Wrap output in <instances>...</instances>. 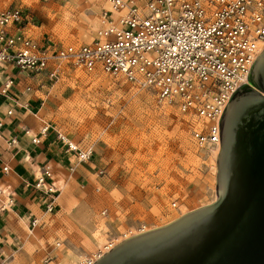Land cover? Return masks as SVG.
<instances>
[{
    "label": "rangeland",
    "instance_id": "1",
    "mask_svg": "<svg viewBox=\"0 0 264 264\" xmlns=\"http://www.w3.org/2000/svg\"><path fill=\"white\" fill-rule=\"evenodd\" d=\"M10 3L36 13L34 37L57 43L90 41L108 8L103 0H0ZM33 91V107L50 129L92 149L89 160L73 158L69 167L85 163L94 180L69 168L57 208L30 233L23 231L25 243L4 264H46L48 255L58 264H74L142 226L166 224L215 199L216 148H199L190 117L151 90L71 69L57 79L37 75Z\"/></svg>",
    "mask_w": 264,
    "mask_h": 264
},
{
    "label": "built area",
    "instance_id": "2",
    "mask_svg": "<svg viewBox=\"0 0 264 264\" xmlns=\"http://www.w3.org/2000/svg\"><path fill=\"white\" fill-rule=\"evenodd\" d=\"M103 1L108 8L101 13V24L90 41L80 43L39 40L33 36L39 24L32 9L0 5V98L20 105V85L32 90L31 79L38 74L51 80L71 69L102 72L173 104L190 117V135L199 148L219 149L220 113L231 93L248 83L249 67L264 48V0ZM12 111L13 106L7 114ZM52 128L77 161L92 156L91 148L79 147ZM13 142L14 137L8 140ZM1 169L6 173L10 167ZM31 184L48 196L46 210L52 212L58 190L51 167L45 164ZM6 208L0 189V214ZM37 224L32 218L30 230ZM111 247L74 264H91ZM52 258L48 255L45 261Z\"/></svg>",
    "mask_w": 264,
    "mask_h": 264
},
{
    "label": "water",
    "instance_id": "3",
    "mask_svg": "<svg viewBox=\"0 0 264 264\" xmlns=\"http://www.w3.org/2000/svg\"><path fill=\"white\" fill-rule=\"evenodd\" d=\"M218 119L215 199L91 264H264V48Z\"/></svg>",
    "mask_w": 264,
    "mask_h": 264
},
{
    "label": "crops",
    "instance_id": "4",
    "mask_svg": "<svg viewBox=\"0 0 264 264\" xmlns=\"http://www.w3.org/2000/svg\"><path fill=\"white\" fill-rule=\"evenodd\" d=\"M36 77L37 75L31 79L33 88ZM33 88L24 91L20 85L17 91L20 105H12L0 98V189L3 188L8 192L5 195L3 191L7 208L0 214V259L3 262L10 253L14 254L17 251L15 246L25 243V239L21 237L23 231L27 229L30 233L35 228L30 230L31 219L37 218V225H40L50 212L46 210L48 196L35 190L29 183L34 181L35 176L47 164L52 170L53 184L60 182L63 187L57 189L63 191L69 181L67 177L69 164L73 158H76L57 140V136L52 134L51 126L42 131L43 126L48 123L37 115L39 109L33 107L36 101ZM11 106L13 111L7 114V109ZM13 137L15 142L8 143ZM33 137H36L37 142L32 140ZM4 164L10 167L6 173L1 169ZM72 171H76L78 178L86 177L94 180L85 163H78ZM53 204L56 209L59 204L57 197ZM45 262L58 264L56 259ZM7 264H12V261H8Z\"/></svg>",
    "mask_w": 264,
    "mask_h": 264
},
{
    "label": "bare ground",
    "instance_id": "5",
    "mask_svg": "<svg viewBox=\"0 0 264 264\" xmlns=\"http://www.w3.org/2000/svg\"><path fill=\"white\" fill-rule=\"evenodd\" d=\"M72 143V142H71ZM219 150V149H218ZM217 153H218V151H217V149H215L214 151H213V155L214 156H216L217 155ZM56 184V185H55ZM55 184H54V186H56V189L57 188H59V189H62V184L60 183V182H55ZM2 190L4 191V194L5 195H7L8 194V192L7 191H5L3 188H2ZM58 190V189H57ZM59 191V190H58ZM107 247H109V246H105V248H107ZM101 251H104V250H101ZM97 256V255H96ZM95 260V259H94Z\"/></svg>",
    "mask_w": 264,
    "mask_h": 264
}]
</instances>
